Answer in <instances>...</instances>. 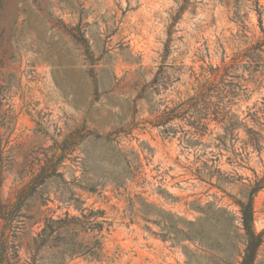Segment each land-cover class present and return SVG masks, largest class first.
Wrapping results in <instances>:
<instances>
[{
  "label": "rangeland",
  "instance_id": "374dc122",
  "mask_svg": "<svg viewBox=\"0 0 264 264\" xmlns=\"http://www.w3.org/2000/svg\"><path fill=\"white\" fill-rule=\"evenodd\" d=\"M262 28L264 0H0V135L7 157L2 201L13 204L52 155L69 148L64 177L41 187V195L54 198L77 179L86 190L73 191L85 207L104 210L112 222L106 240L111 264L208 261L184 233L203 217L199 209L231 201L190 173L203 147L188 145L194 129L186 116L158 125L164 112L178 113L194 96L204 70L232 64L239 52L259 51L254 47L264 38ZM253 60L246 52L226 77L240 87L232 108L240 119L264 98V55L258 65ZM210 130L212 136L197 139L210 144L223 134L215 122ZM239 137L247 138L244 132ZM249 152L245 168L235 169L224 150L218 168L253 179V170L264 172V150ZM128 162L137 166V179L118 186ZM243 183L220 186L241 197ZM254 207L260 233L264 189ZM257 264H264V245Z\"/></svg>",
  "mask_w": 264,
  "mask_h": 264
},
{
  "label": "trees",
  "instance_id": "16d2710c",
  "mask_svg": "<svg viewBox=\"0 0 264 264\" xmlns=\"http://www.w3.org/2000/svg\"><path fill=\"white\" fill-rule=\"evenodd\" d=\"M262 32L264 34L263 28ZM263 47L264 38L254 47L259 51H246L252 52L256 65L263 61ZM240 53L236 54L230 65L204 70L205 81L197 79L194 96L179 105L178 113L164 112L158 125L165 126L175 118L186 116L194 129L188 145L195 150L203 147L198 151L203 150V153L196 155V160L189 167L190 173L196 180L223 191L231 201L228 207H220V203H208L199 209L203 217L191 222L184 233L187 240L199 244L198 251L207 256L208 261L205 262L195 259L198 264H257L264 245V231L259 233L255 227L254 207L255 197L264 189V172L259 174L253 170L254 178L250 179L239 176L235 170L227 174L218 168L224 150L231 154L228 161L235 169L245 168L250 159V149L259 154L264 150V98L261 107L248 113L244 119L232 113L234 100L240 96V87L237 83H227L226 77L232 70L240 68L239 59L245 54ZM250 65L255 78L261 79L263 75L257 76L261 73L258 67ZM230 96L232 100L227 102ZM247 119L252 122V127ZM213 122L221 126L223 134L215 138L216 142L203 144L200 140L213 134L210 130ZM241 132L246 134V139H240ZM208 148H216L219 152H208ZM62 150V154L52 155L39 173L31 178L13 204L4 203L0 196V264L112 263L106 248L112 222L104 210L85 207V202L73 191L74 188L86 190L77 183V179L70 183L67 192L54 198L49 193L41 195V187L53 178L65 175L60 169L65 168L63 162L70 149L64 147ZM4 152L0 135V187L4 183L7 167ZM136 172L135 163L128 162V173L123 181H117V185L126 186L128 181L134 182L138 175ZM214 178L217 184L213 183ZM226 183H243L241 197L227 193L220 186ZM55 203H58L57 209H52L50 204ZM232 205L237 210H230ZM63 207H66V211L59 214ZM71 207L75 208L76 214L70 212ZM204 225H209V228ZM202 233L208 234L207 241H203Z\"/></svg>",
  "mask_w": 264,
  "mask_h": 264
}]
</instances>
